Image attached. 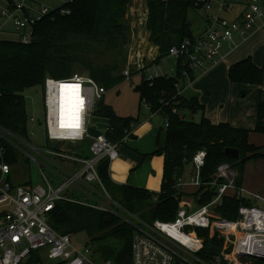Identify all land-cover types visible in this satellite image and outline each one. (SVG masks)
Masks as SVG:
<instances>
[{"label":"built area","instance_id":"obj_1","mask_svg":"<svg viewBox=\"0 0 264 264\" xmlns=\"http://www.w3.org/2000/svg\"><path fill=\"white\" fill-rule=\"evenodd\" d=\"M213 1L198 3L204 11L203 32L169 50L168 57L175 58L177 65L180 63L186 78L190 71H204L206 64L223 59L221 51L225 45L233 43L236 35L247 38L264 15L259 6L264 0H218L217 11ZM236 7L240 10L235 19L222 16L234 13ZM51 11L39 0L12 3L0 0V40L11 26L17 42L30 44L36 25ZM146 19L147 14L144 23ZM138 66V74L150 67L144 63ZM131 75L129 71L123 74L127 80ZM155 77L159 75L147 74V80ZM106 94L107 90L88 76L75 74L63 80L47 77L43 88L46 137L43 146L33 144L29 129L24 137L0 124V264H114L101 259L92 244L79 247L73 236L61 234L51 226V213L60 201L113 213L131 223L135 228L133 264H255L256 260H264V196L249 194L236 186L238 173L229 164L220 165L214 179L204 182L201 176L207 156L204 150L193 158L191 181L180 178L178 187L215 188L217 195L209 205L190 207L182 199L177 217L171 222H136L127 216L128 212L113 199L99 176L102 161L107 159L111 164L119 157L120 144L110 142L106 136L110 125L104 131L92 127L97 103ZM62 101L71 108L81 103L79 110L72 108L69 115L70 121H78V125L62 124ZM29 121L43 125L35 118ZM92 129L101 133L94 136ZM86 141H90L89 156L81 157ZM29 164L38 169V182L26 172L28 178L23 185L13 184V168ZM225 197L245 199L251 205L243 204L238 218L228 220L215 211ZM259 202L263 206H258ZM198 229L208 230L210 237L218 235L224 240L221 256L210 263L198 256L204 248Z\"/></svg>","mask_w":264,"mask_h":264},{"label":"trees","instance_id":"obj_2","mask_svg":"<svg viewBox=\"0 0 264 264\" xmlns=\"http://www.w3.org/2000/svg\"><path fill=\"white\" fill-rule=\"evenodd\" d=\"M8 1L12 3L14 0ZM133 1L70 0L61 8H53L36 25L30 44L1 39L0 124L20 136H27L29 118L25 93L31 89L43 90L47 77L58 80L71 78L76 74L74 68L77 65L85 67L90 77L107 91L124 81L120 66L123 61L99 63L92 55L80 57L76 54L80 50L79 43L88 41L105 46L110 55L123 56L126 62L124 48L129 42L130 32L127 15ZM198 3L199 0H145L147 19L144 27L150 45L158 51L157 64L169 56L172 46L195 37L189 15L191 11L202 9ZM63 10L67 13H62ZM181 72L178 63L174 77L166 75L147 80L146 70L143 69L141 82L135 87L140 99L138 113L143 105L147 106L153 115L166 123L165 128H161L157 149L150 155L164 158L161 191L155 193L132 185L114 183L110 176L109 160L99 165V176L113 199L128 213L148 211V220L145 221L150 223L176 219L181 200L186 196L178 187V180L190 167L192 174V161L199 151L204 150L207 154L201 170L204 182L214 179L220 165L229 164L238 173V187L243 186L246 165L264 160L262 147L250 143L252 132L264 134V102L258 106L257 125L253 131L236 128L230 123L213 124L205 116V106L199 98L187 94L189 88L185 81L194 80L196 72L190 71L189 79ZM228 78L231 84L262 87L264 69L249 57L232 65ZM198 113H202V117L196 122L192 117ZM96 115L108 121L111 129L106 136L112 143L121 144L139 124L138 117L118 116L104 98L97 103ZM100 133L97 129L91 130L94 136ZM87 142L90 144V141ZM227 149L237 150L239 156L227 154ZM206 188L202 187L191 196L199 207L209 205L217 195L215 188ZM243 204L251 205L245 199L225 197L215 211L223 218L236 220ZM50 222L61 234L87 235L101 259L114 264H133L135 228L118 215L60 201L51 213ZM197 231L204 239L199 258L210 263L220 257L224 240L218 235L210 237L208 230ZM255 264H264V260H256Z\"/></svg>","mask_w":264,"mask_h":264},{"label":"rangeland","instance_id":"obj_3","mask_svg":"<svg viewBox=\"0 0 264 264\" xmlns=\"http://www.w3.org/2000/svg\"><path fill=\"white\" fill-rule=\"evenodd\" d=\"M70 0H39L40 3L48 6L50 9L59 6L60 8L63 7L67 2ZM218 0L213 1V6L215 8V3ZM143 1H134L133 9H131V13L129 16V42L127 46L124 48V52L127 55V60L125 62L123 56L110 55V53L106 50L105 46L99 45L96 43L82 41L79 43L80 50L76 54L80 57H87V56H94L95 60L99 63H114L119 62L122 68V74L125 71H129L130 79L127 80L125 78L124 81L120 82L117 86L107 91V94L104 97L105 102L114 107V110L117 111L119 114L118 116L122 118H129L134 117L135 114L138 115V109L140 106V99L139 94L135 91V87L140 84L142 75L138 74V70L140 67L138 65L143 66H150L149 69L146 71L148 76H170L174 77L177 71V60L173 57L165 58L160 64H157L155 60H157L158 51L152 47L148 41V33L145 31L144 25V17L146 13L145 6L141 5ZM260 9L264 12V3H260ZM57 7V8H59ZM236 10L238 7H236ZM217 11V8H215ZM222 16L226 19L232 20L234 16L232 14H225L223 13ZM189 19L192 23V28L195 35H199L204 27V11L201 10H194L190 12ZM260 21V22H259ZM259 24L264 25V15L261 19L258 20ZM2 22H0V25ZM257 26V25H256ZM7 29L9 33H7L4 39L17 41V38L12 33V27ZM264 28V27H263ZM260 30H258L259 32ZM259 38L257 40L253 39L248 43L242 45L237 51L234 57L231 58L229 62L226 61L225 67L233 61L234 58L239 57V54L244 53L246 49L253 48V53L258 57V60L263 63L264 61V32L262 30V34H259ZM239 43V42H238ZM83 48V49H81ZM230 51L229 45H225V47L221 51V55L224 56ZM90 53V54H88ZM143 60V62H142ZM155 62V63H154ZM212 63L206 64V67L211 66ZM224 67V68H225ZM224 68L219 67L216 68L211 73V78L206 80L202 83V89H208L210 94L205 95L206 101L208 103L207 107L205 108V113H209V115H213V119L217 121H222L223 119L226 120L227 117L230 118H238L241 117L244 113L249 112L251 107L254 106L256 98L259 96V87L253 86H243L240 84H231L229 82V78L226 77L225 79V71ZM74 72L76 74L82 76L90 77L89 71L82 65H77L74 68ZM204 74V73H203ZM75 75V74H74ZM202 75V72H198L196 74L197 77ZM187 85H190V80H187ZM187 90L188 95H193V92L190 90V87ZM202 91V90H201ZM204 96V95H203ZM25 101H26V108H27V115L28 118H35L36 121L43 123L40 127L39 125L32 123L29 121L28 129L31 134V141L36 146H43L46 143L45 137V125H44V102H43V90L41 88L31 89L25 93ZM206 105V103H204ZM140 126L138 131L143 127L148 126L152 129H157V136L161 132V128H165V122L160 120L158 123H154L151 118V113L144 105L141 107L140 110ZM202 117V113H198L194 115L192 118L194 121L198 122ZM250 121V119H248ZM108 121L104 118L96 117L92 121V127H96L98 130L104 131L105 127L107 126ZM145 128H143L144 130ZM258 136V135H257ZM256 136V137H257ZM163 137V134H162ZM264 138V135L261 136ZM163 139V138H162ZM89 156V143L86 141L83 143L81 148V157H88ZM153 162L150 165L148 173L151 174L152 171H155L156 174L151 176V182L153 186V190H158L161 185V173L163 169V160L158 156H153ZM122 164H113L111 167V173L113 178H115L114 182L120 185L126 184V180H123L119 175L126 174L127 176L130 175L132 169V165H128L126 160H123ZM125 162V163H124ZM264 165V163H261ZM260 164L254 162L247 164L246 166V173H245V181H247L250 186L255 188H260L264 190V166L259 167ZM191 167L188 169L186 174V179L190 180L192 178ZM31 173L33 176L34 182H38V169L35 164H29L27 166L21 165L18 167L13 168L12 170V182L16 185H23L27 180L28 176L27 173ZM185 179V181H187ZM161 191V190H160ZM159 191V192H160ZM155 192V193H159ZM264 196V193L262 194ZM192 195L190 194V197ZM258 206H263L261 202L258 203ZM127 216L130 217L131 220L138 222L139 220H148V211L146 210H136L134 213H126ZM74 243L79 246L83 247L89 243V238L85 234H80L73 236ZM90 244V243H89ZM93 246V245H92ZM93 249L96 248L93 246Z\"/></svg>","mask_w":264,"mask_h":264},{"label":"crops","instance_id":"obj_4","mask_svg":"<svg viewBox=\"0 0 264 264\" xmlns=\"http://www.w3.org/2000/svg\"><path fill=\"white\" fill-rule=\"evenodd\" d=\"M134 1H137V0H134ZM134 1H133L132 5L134 4ZM139 1H143V3L141 2V5L145 6V0H139ZM132 5H131V7L129 9V13L127 15L128 21H129L130 13L132 11L131 9H133L135 6L134 5L132 7ZM57 7H59V6H57ZM57 7H55L54 9H56ZM145 11L147 12V10H145ZM146 14L147 13H145L144 18H146ZM230 14H232L234 16L233 19H235L237 17L238 10H236L234 13H230ZM263 14H264V12H263ZM259 22L257 23V26L255 27L254 32L251 33L247 38L243 39L239 35H236L234 38V42L227 44V45H229L230 51L226 55L223 56V59L218 60L215 64H212L211 66L207 67L204 71H201L202 75H199V77L196 76V74L198 73V72H196L194 80L190 79V85H187V88L190 87V90L192 92L194 90V95H196L199 98L200 103L202 105H204L205 108L208 105V103L205 102L206 98H207V97L205 98V95L207 96V94H210V92H208L209 90L207 88L206 89L201 88L202 83L211 78V76H212L211 73L216 68L217 69L219 67L224 68L226 61L229 62L231 60V58L235 56L236 51L242 45L248 43L249 41H251L253 39L257 40L260 37L259 34H262V30L264 32V28H263L264 25L262 27V25L259 24ZM204 27H205V23H204ZM204 27L200 33L203 32ZM258 30H260V31L258 32ZM249 57H251L253 59V62L258 67L264 69V61H263V63H261V61L258 60V57L253 53V48L246 49L244 53L239 54V57L234 58L233 61L227 66V68L226 67L224 68V71L226 72L225 73V79H226V77H228L229 68L232 65L236 64L239 61L245 60L246 58H249ZM185 82L187 84V80ZM240 85L249 86V85H244V84H240ZM253 87H259V92H260L259 96L256 98L255 104H254V106L251 107L250 111L244 113L241 117L230 118V116H231V114H230V116L227 117L226 120L223 119L222 121H217V120H214L213 115H209V113H207V114L205 113V116L208 119H210L213 124L230 123L232 126H234L236 128L253 131L257 125L258 106H259L260 102H264V86H262V87L261 86H253ZM204 103H206V105ZM205 111H206V109H205ZM115 112L117 113V111H115ZM117 115H119V114L117 113ZM136 117L139 118V124L136 125L129 132V135L119 145V157L117 160H115L114 162H112L110 164V176L114 182L115 178H113V175L111 173V167L113 164H117V163L122 164L123 163V161L121 159V157H122L123 160L127 161L128 165L129 164L132 165V166H130V168L134 167L129 176H127L126 174H122V175L118 176V177H121L123 180H126V185H132V186H135L138 188L147 189L151 192H159L161 190V187L158 190H153L154 188H153L152 182H151V176L155 175L156 172L152 171L151 174L148 173L150 165L153 162V158H152L153 156H150V155H152L157 149V140H158L157 129L156 128L152 129V128H149L148 126H146V127H143V128H145L144 130H143V128L141 129V133H140V130L138 131V128L140 126V115H139V113H138V115L135 114L134 118H136ZM151 118H152L154 123H158L161 120L158 116L153 115L152 113H151ZM155 119H158V120H156V122H155ZM248 119H250V121ZM261 136H262V134H260V133L252 132L250 134V143L257 146V147H262V149L264 150V138H262ZM158 157H160L163 160V168H164L163 156H158ZM257 162H259V164H260L259 167L264 166L263 164H261V163H264V160H259ZM257 162H254V164H256ZM250 163H252V162H249L248 165ZM187 172H186V174H187ZM193 172H194V170L192 171L191 175H193ZM186 174L183 176L184 179H186ZM162 178H163V169H162V173H161L160 185H162ZM187 181H191V179L190 180L188 179ZM242 188L249 194H263L264 193L263 189L250 186V184L247 181H245V177H244ZM181 190L186 195L182 198L183 199L182 201L184 203L189 204L190 207H194L196 202H195V199L193 197H190V194L194 195L198 191V189L192 185H185ZM245 196L249 197L248 194H246Z\"/></svg>","mask_w":264,"mask_h":264},{"label":"bare ground","instance_id":"obj_5","mask_svg":"<svg viewBox=\"0 0 264 264\" xmlns=\"http://www.w3.org/2000/svg\"><path fill=\"white\" fill-rule=\"evenodd\" d=\"M80 102L78 104V106H74L72 107L73 109L76 108V110L74 109V111H78L79 107H80ZM71 106H69V104L67 102L62 101L61 103V122L63 125H78V121H70V114L73 112Z\"/></svg>","mask_w":264,"mask_h":264},{"label":"water","instance_id":"obj_6","mask_svg":"<svg viewBox=\"0 0 264 264\" xmlns=\"http://www.w3.org/2000/svg\"><path fill=\"white\" fill-rule=\"evenodd\" d=\"M156 120H158V119H155V122H156ZM226 152H227V154H229L233 157L239 156V152L237 150H234V149H227Z\"/></svg>","mask_w":264,"mask_h":264}]
</instances>
